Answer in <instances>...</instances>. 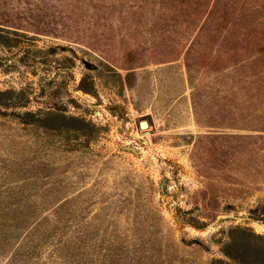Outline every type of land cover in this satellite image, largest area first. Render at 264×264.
Listing matches in <instances>:
<instances>
[{"label":"rangeland","instance_id":"obj_1","mask_svg":"<svg viewBox=\"0 0 264 264\" xmlns=\"http://www.w3.org/2000/svg\"><path fill=\"white\" fill-rule=\"evenodd\" d=\"M161 1L11 0L31 14L0 20V264H264V188L219 171L253 156L198 141L187 78L255 57L264 0Z\"/></svg>","mask_w":264,"mask_h":264},{"label":"trees","instance_id":"obj_2","mask_svg":"<svg viewBox=\"0 0 264 264\" xmlns=\"http://www.w3.org/2000/svg\"><path fill=\"white\" fill-rule=\"evenodd\" d=\"M179 1L199 8L208 4L205 0ZM223 1L230 2L213 0L214 7ZM10 2L11 0H0V8L1 3L3 6L12 7ZM15 7L13 5L9 12L0 10V20L2 16L15 19L31 14L30 11L19 12V5ZM230 44L242 45L237 42ZM256 45L253 50L255 57L250 60L248 57H238L234 52L225 53L227 51L218 47L209 54L208 62L200 73L188 64L187 78L195 122L200 126L214 128L200 136L198 141L206 144L207 149L217 150L215 142L224 140L220 147H223V152L226 153L225 144L231 140L236 144L237 155L242 156L250 152L255 164L249 171L241 168L234 172L226 167L219 171L221 176L228 180L226 182L236 185H245L243 181L250 178L252 189L258 191L264 188V41L257 42ZM26 115L33 114L28 112ZM199 150V147H196L195 151ZM212 152L218 153L219 156L225 155L218 150Z\"/></svg>","mask_w":264,"mask_h":264},{"label":"water","instance_id":"obj_3","mask_svg":"<svg viewBox=\"0 0 264 264\" xmlns=\"http://www.w3.org/2000/svg\"><path fill=\"white\" fill-rule=\"evenodd\" d=\"M149 125H148V122L146 120H142L139 122V127L141 129H144V128H147Z\"/></svg>","mask_w":264,"mask_h":264}]
</instances>
